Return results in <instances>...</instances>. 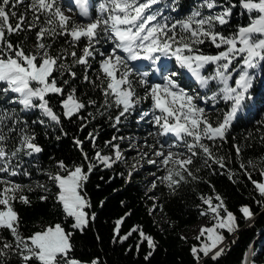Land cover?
I'll return each instance as SVG.
<instances>
[{
	"label": "snow or ice",
	"instance_id": "1",
	"mask_svg": "<svg viewBox=\"0 0 264 264\" xmlns=\"http://www.w3.org/2000/svg\"><path fill=\"white\" fill-rule=\"evenodd\" d=\"M161 2L96 0L93 3L92 0H74L79 16L86 18V22H78L64 10L66 7L68 11H73V0H66L64 7L61 0H27V3L26 0H0V95L5 103L21 105L23 110L39 109L46 118L38 121L41 125L59 126L63 119L71 121L87 107L78 96V90L72 87V83L81 78L73 70L79 65L83 66V81L99 90L103 107L118 110L116 124L136 111L143 99H150V112H142L139 118L143 120L151 115L156 131L150 135L172 138L171 143L157 139L160 147L154 154L160 158L166 172L159 178L161 183L174 190L181 182H186L185 174L195 179L190 166L194 158L201 154L205 157V165L211 161L221 169L226 167L225 157L216 156L212 146L218 141H226L237 114L244 109L246 101L252 99L250 90L255 70L264 71V0H201L197 8L181 19L165 15L156 7ZM22 5L24 12L18 13L17 9ZM92 8L94 15H90ZM236 8L248 14L250 22L239 27L234 34L225 35L220 29L229 25ZM172 10L175 11V8ZM33 30L36 38L34 52H26L22 44H14L9 39L12 35L19 36ZM61 37L68 47H62L53 54L52 42ZM81 44L83 47L78 52L77 47ZM102 44H108L110 48L101 51ZM205 44L219 51L206 54L202 51ZM68 57H71V64L67 62ZM97 57L96 77L90 80L89 71ZM144 61L159 66L160 82L149 83V74L139 72L137 63ZM173 61L175 67L190 74L199 89L206 91L186 90L178 84L177 77L182 73L169 70V62ZM212 66L214 70L205 75ZM57 73L60 77L67 74L70 79L61 82L56 77ZM138 87L144 90L143 97L139 95ZM54 95L60 97L59 114L50 103ZM96 103L91 99L87 102L88 105ZM221 103L224 108L220 107ZM213 112L216 113L215 120ZM8 122L19 124L7 109L0 110V174H4L0 175V264H8L10 254L18 257L19 264H80L71 255L74 233L66 231L61 224L50 225L29 236L22 234L21 218L14 205L17 201L28 205L31 201L24 194L26 186L9 177L20 174L21 162L14 164L13 161L21 154L31 157L43 149L35 142V134L24 127L19 129L17 146L8 150L6 142L9 135L4 131ZM16 131V127L8 129L9 134ZM92 139L94 141L95 138ZM82 143L79 139L75 140L78 147ZM112 147L115 159L99 151L90 159L81 148L83 159L87 162L86 171L82 164L69 167L58 161V171L47 173L48 179L58 189L56 202L65 219L73 221V230L83 232L89 220L95 218L94 213L89 216L86 211L91 204L83 189L89 173L96 167L93 160L110 168L122 159L119 146ZM233 147L239 157L240 147ZM180 148L186 152L173 151ZM260 159L264 162V157ZM148 162L156 163L155 160ZM248 166L254 170L257 168L253 161H249ZM239 167L261 198L257 200L254 197L255 203L264 208V167L259 168L260 180L252 178L244 163H240ZM23 174L30 175L28 171ZM228 176L233 180L231 171ZM37 187L44 192L50 191L45 184H37ZM27 190L33 189L27 186ZM213 193L200 197L202 205L206 206L200 215L210 217L212 223L200 228L196 237L200 244L191 248L196 264L217 261L225 252L224 233L231 236L240 230L236 214L229 210L224 198L214 189ZM40 199L44 201L48 197L44 195ZM239 212L246 221L252 220L255 215L249 205L240 206ZM122 219L116 222L117 236ZM4 232L10 235V240L3 235ZM134 232H139L141 243L146 242L150 249L145 256L147 260L156 248L152 236L134 227L119 239L123 242ZM201 237L204 239L201 240ZM139 247L138 244L137 249ZM92 264H98V260H93Z\"/></svg>",
	"mask_w": 264,
	"mask_h": 264
},
{
	"label": "trees",
	"instance_id": "2",
	"mask_svg": "<svg viewBox=\"0 0 264 264\" xmlns=\"http://www.w3.org/2000/svg\"><path fill=\"white\" fill-rule=\"evenodd\" d=\"M200 2L201 0H162L156 7L171 18L181 19L197 8ZM173 8L175 11L172 10ZM17 11L23 13L24 6H20ZM249 22L248 14L236 8L229 25L220 30L225 35H232L239 27L246 26ZM9 39L14 44H22L26 52L35 51V30L24 32L19 36L12 35ZM52 43H54L53 54L62 47H68L62 37ZM82 47L83 44L79 45L77 51L79 52ZM100 50L103 51L101 45ZM202 51L206 54H216L219 50L210 44H205ZM98 60L99 57L92 62L93 67L89 71L90 80L96 77ZM67 62L71 64V57H68ZM73 70L81 78L75 80L72 87L78 90V96L87 107L73 120L63 119L59 126L41 125L38 121L46 118L42 116L39 109L23 110L21 105L5 103L4 97L0 95V110L7 109L9 114L19 121L18 125L8 122L4 126L5 134L9 135L6 142L7 149L12 150L17 146L19 129L24 127L35 134V142L43 149L41 153L31 157L21 154L17 160L13 161L14 164L21 162V168L18 169L20 174L12 179L26 186L24 194L31 201L28 205L17 201L14 205L21 218L22 234L29 236L50 225L61 224L66 231L74 233L71 241L73 245L71 255L80 264H92L93 260H98V264H196L191 248L194 245L199 246L200 242L184 238L182 233L203 219L200 212L206 206L202 205L200 197L214 195V189L215 193L224 198L229 210L238 217L240 230L234 239L226 244L224 254L217 261H208L207 264H243L254 240L264 232V208L257 205L253 199L261 198L254 190L253 184L244 175V170L239 167L240 163H244L247 171L252 173L253 179H261L258 173L259 168L264 167V162L260 159L264 157V71L255 70V79L250 90L253 109L248 110L245 106L237 114L226 141H218L212 146L216 156L225 157L224 169L211 161L205 165V157L201 154L194 158L190 166L195 179L185 174L186 182H181L173 190L161 183L159 179L166 174L163 166L149 167L148 170L154 173L157 179L155 187L152 186L147 191L148 186L144 176L140 172L129 170L121 160L116 161L110 168H105L99 161L93 160L96 167L89 173L83 192L91 204L86 211L89 216L94 213L95 218L90 219L88 226L80 232L71 228L73 222L71 219H65L55 199L58 189L48 179L47 173L58 171V161H63L69 167L82 164L86 171L87 162L83 159L81 148L90 159L97 151L115 159V149L112 145H118L119 151L127 153L128 156L132 154V151H126L127 143L122 139L131 137L133 133L139 134L148 143L154 144L160 137L152 141L151 139L155 137L150 133H153L154 129H151L148 124L144 126L134 124L132 115H126L121 123L116 124L115 116L118 115V110L115 107L111 109L103 107V98L99 90L82 79L83 66L77 65ZM213 70L214 66L209 67L205 75ZM56 77L61 82L63 79H70L67 74L60 77L57 73ZM179 81L186 83L181 78ZM197 86L199 88V85ZM137 90L143 97L144 90L139 87ZM201 91L203 93L206 90L201 89ZM89 99L95 100L96 105H88ZM59 100L60 97L55 95L50 100L51 106L58 114L61 113ZM137 107L147 110L151 107V100L143 99ZM220 107L224 108L223 103ZM212 115L215 120L216 113L213 112ZM11 127H16L17 131L9 134L8 129ZM89 134H92L91 137ZM92 137L95 138L94 141ZM76 139L83 142L80 147L75 144ZM234 145L241 149L239 157L236 156ZM249 161L257 165L255 170L248 166ZM24 171H28L30 175L25 176ZM229 171L233 173V180L229 179ZM37 184L47 185L50 191H42ZM27 186H31L33 190L28 191ZM44 195L48 199L42 201L40 197ZM242 205L251 207L255 214L252 220L243 219L239 212ZM121 219L119 236L127 235L136 227L153 237L156 248L147 260L145 256L150 249L146 242L141 243L139 232L132 233L123 242L120 241L116 234V222ZM3 235L11 239L7 232ZM224 235L226 238L229 237L226 232ZM260 238H262L260 243L256 242L253 247L256 252L251 257V262L264 264V233ZM138 244L139 249H137ZM7 260L8 264H19V259L14 254H10Z\"/></svg>",
	"mask_w": 264,
	"mask_h": 264
},
{
	"label": "rangeland",
	"instance_id": "3",
	"mask_svg": "<svg viewBox=\"0 0 264 264\" xmlns=\"http://www.w3.org/2000/svg\"><path fill=\"white\" fill-rule=\"evenodd\" d=\"M64 5H65V2H62V0H61V6L64 7ZM64 10H65L66 14L71 15L73 18L75 17L78 22H86V18H80L78 16L72 15L71 11H68V9L66 7L64 8ZM90 15H94V14H92L90 11ZM101 47H102L103 51H105V50L110 48V45L102 44ZM159 72H160V70H159ZM164 74H167V73H164ZM156 75H157L156 72L151 75V77H152L151 81L152 82H160L159 78H160L161 74L158 76V78H156ZM191 84L193 86L195 83H193V81H191ZM186 90L195 91V90H197V88L191 87V88H187ZM245 106L247 107L248 110H252L253 109V99L247 100L245 103ZM208 108L209 109L211 108L210 102H209ZM150 110H151V107H149L147 110L146 109L142 110L141 108L137 107L136 111L132 112L129 115H132V120L134 121V124H138L140 126H144V124H148V125H150L151 129H154V132H155L156 129L152 125L151 115L145 117L143 120H140V118H139V115L142 112H150ZM154 137L155 138L151 139L152 141L154 139H156V136H154ZM158 139L161 141H168L169 143L172 142L171 137H162V138H158ZM122 140L127 143L126 151H128V150L132 151V154L130 156H128L127 153L120 151L121 156H122V159H120V160L123 162V164L125 166H127V168L129 170L140 172L144 176V179L147 181V186H148L147 191H149L152 188V186L155 184L157 177L154 173H151V171L148 170V168L149 167H152V168H161L162 167V164L160 163V158L156 157L154 154L156 150H159L160 145L157 144V141L155 144L154 143H148L144 137H142L136 133H133L131 137L123 138ZM173 151H185L186 152V150L183 148L173 149ZM186 155H187V153H186ZM182 158H186V157H182ZM149 160H155L156 163L155 164L149 163L148 162ZM133 165H135V167H133ZM211 223H212V221L210 220V217L203 216V219L199 223H197L193 227L189 228L187 231H184L182 233V235L184 238L197 240L196 237L199 235L200 228L202 226H211ZM236 234L237 233L226 238L224 246H226V244L230 240H233ZM203 239H204V237H201V240H203ZM261 239L262 238H260L259 241H257V242L260 243ZM255 252H256V250L253 247H251L243 264H257V263L251 262V257L255 254Z\"/></svg>",
	"mask_w": 264,
	"mask_h": 264
},
{
	"label": "water",
	"instance_id": "4",
	"mask_svg": "<svg viewBox=\"0 0 264 264\" xmlns=\"http://www.w3.org/2000/svg\"><path fill=\"white\" fill-rule=\"evenodd\" d=\"M264 233V232H263ZM262 233V234H263ZM262 234H260L255 240H254V242H253V244H252V247H254V245H255V243L258 241V239L262 236Z\"/></svg>",
	"mask_w": 264,
	"mask_h": 264
}]
</instances>
